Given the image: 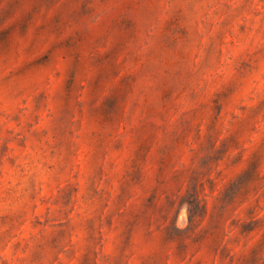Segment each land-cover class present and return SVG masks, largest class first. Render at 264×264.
Returning <instances> with one entry per match:
<instances>
[{
	"label": "rangeland",
	"instance_id": "obj_1",
	"mask_svg": "<svg viewBox=\"0 0 264 264\" xmlns=\"http://www.w3.org/2000/svg\"><path fill=\"white\" fill-rule=\"evenodd\" d=\"M0 264H264V0H0Z\"/></svg>",
	"mask_w": 264,
	"mask_h": 264
}]
</instances>
